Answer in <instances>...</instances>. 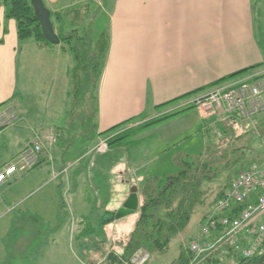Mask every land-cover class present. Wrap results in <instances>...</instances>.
<instances>
[{"label":"crops","instance_id":"crops-1","mask_svg":"<svg viewBox=\"0 0 264 264\" xmlns=\"http://www.w3.org/2000/svg\"><path fill=\"white\" fill-rule=\"evenodd\" d=\"M44 2L54 13L88 4L89 18L92 17L91 23L95 26L91 28L93 41L103 31L108 35L109 51L98 91L99 133L133 117L137 120L120 131L140 129L147 120L161 115L157 113L160 105L177 100L165 112L181 111L190 97L203 92L195 91L247 67L264 66V46L260 40V33L264 34V0ZM58 28L59 24L57 31ZM20 59L24 60L27 72L48 78L47 105L52 96L63 95L66 113L71 108L68 93L72 54L63 43L49 44L35 38L21 40L16 20L6 17L0 0V83L8 75L12 87L9 93L0 87V104L17 93ZM183 112L173 118L181 117ZM201 118L199 127L205 129L210 120L205 119L203 113ZM68 124L65 119L52 125L41 122L27 130L34 135L32 141L39 136L46 148H49L47 136L51 132L57 134V146L51 149L55 162L60 152L59 140L79 132L70 133ZM3 126L17 125L14 121L0 120V134H3ZM103 136L93 142V147ZM32 141L24 144L16 155ZM119 144L122 147V142ZM14 160L15 157L8 162ZM44 161L49 163L46 154L42 156ZM93 166L94 175L102 176L104 159L97 158ZM118 172L125 174L127 169ZM86 250L88 252L83 249L84 254Z\"/></svg>","mask_w":264,"mask_h":264},{"label":"rangeland","instance_id":"rangeland-1","mask_svg":"<svg viewBox=\"0 0 264 264\" xmlns=\"http://www.w3.org/2000/svg\"><path fill=\"white\" fill-rule=\"evenodd\" d=\"M1 6L6 9L3 2ZM100 24L103 25L102 21ZM90 26L95 27L93 23ZM260 40L264 46L262 32ZM47 81L48 78H41L39 73L27 72L24 60L20 59L17 93L0 104V116L10 112L11 120L17 125L1 128L0 164L13 157L18 159L16 154L21 147L32 141L34 135L27 130L28 127L41 122L52 125L70 117V110L64 112L66 103L62 100L63 95L52 96L47 105ZM0 87L8 93L12 91L10 76L6 75L1 80ZM171 103L157 108V113H167L166 108ZM183 113L181 117L172 116L141 129L135 136L120 140L122 147L119 141L113 143L108 154L104 155L94 150L95 143L91 140L87 142L78 134L62 138L55 162L44 161L31 170L18 173L11 181L2 183L4 186L0 184V264H110L105 262V257L112 250L119 249L123 238H127L136 223L139 211L107 225L102 223L103 213L121 208L134 183H142L151 176L165 179L175 173L177 156L200 155L206 150L211 133L199 127L202 111L194 107ZM256 124L257 134L251 139L253 143L246 152L248 158L255 156V159H263L264 112L256 117ZM248 125L245 123L246 127ZM67 130L74 132L70 127ZM237 134H240V130ZM247 139L244 135L243 140ZM244 143L248 144L249 141ZM97 158L104 159V170L100 177L92 171ZM124 169H127V173L118 172ZM233 169L238 171L239 166ZM224 178L225 174L212 183L213 196L225 182ZM60 203L63 205L61 212ZM210 208L207 206L196 212L187 228L172 239L168 252L159 254L152 251L146 264H170L184 249L183 240L202 239L203 218ZM15 212H28V218L22 221V229L32 228L36 231L33 234L39 236L38 241H17L27 252L11 261L15 237L28 234V239L33 235L15 231L7 242L4 240ZM33 214L40 218V223L30 216ZM249 239L247 236L244 238L246 242ZM83 249H88V252L86 250L84 254ZM222 255L225 254H217L212 263L232 264Z\"/></svg>","mask_w":264,"mask_h":264},{"label":"trees","instance_id":"trees-1","mask_svg":"<svg viewBox=\"0 0 264 264\" xmlns=\"http://www.w3.org/2000/svg\"><path fill=\"white\" fill-rule=\"evenodd\" d=\"M1 2L6 5V17L16 20L18 35L21 40L35 38V40L52 44L43 35L41 24L35 15L31 0H1ZM89 13L91 11L88 4L78 5L62 13L52 12L55 28L58 24L60 26L58 34L61 43L67 46L73 56V65L69 71L70 89L68 95L71 108L69 109L68 127L76 132L79 131V136L87 142L89 140L94 142L101 135L115 134L109 139V145H112L118 141V143H121L120 140L126 137L135 136V133L141 129L194 108L191 106L181 111L164 113L147 120L140 129L120 131L123 127L137 120L133 117L99 133L97 122L98 91L109 51V38L107 33L103 31L98 39L95 42L93 41L90 26L92 17L89 18ZM261 44H263L262 40ZM260 67H263V64L247 67L213 82L195 91V93L210 90L225 81L237 79ZM193 94L194 92L191 95ZM170 103L162 104L160 107ZM215 126L221 131V136H215L214 130L212 128L208 129L207 131L211 135L204 153L177 156V170L175 173L169 174L165 179L160 176H151L144 179L142 183H136L140 200L139 217L130 229L127 238H123L119 249L112 250L107 254L105 257L106 263L124 264L123 261L130 260L134 253L141 248L150 253L152 251L159 254L167 253L172 239L187 228L196 212L207 206H212L217 199L225 194L238 172L246 169L251 163L261 160L255 159V156L248 158L249 154L246 152V149L250 150L251 143H253L251 139L257 134V125L250 124L246 127L241 120L228 118L215 121ZM239 130L240 134H237ZM74 135L78 136L77 134ZM244 135L248 138L246 140L249 141L248 144L244 143L246 142L243 140ZM4 164H0V169ZM236 165L239 166L238 171L233 169ZM224 174L225 182L221 184L217 193L213 196L212 183ZM62 209L63 205L60 203L59 212ZM27 213L16 212L11 228L5 236L6 242L15 231L25 234L36 232L32 228L30 230L22 229L24 224L22 221L28 218ZM230 215L233 214L230 213ZM30 216L40 223V218L36 214ZM233 216L238 217V213H234ZM13 235L16 236V234ZM27 235L19 238L15 237L11 261L18 255L23 256L27 252L25 248H22V243H17V241H38L39 235L35 236L33 234L26 239ZM247 244L248 241H241L242 247L247 246ZM224 254L222 257L225 256L236 264H264V240L262 241L261 250L251 257H245L240 250L229 245L226 246V253ZM190 257V254L182 249L179 257L170 264H188ZM212 262H214L213 259L206 264H213ZM10 264L13 263L10 262Z\"/></svg>","mask_w":264,"mask_h":264},{"label":"built area","instance_id":"built-area-1","mask_svg":"<svg viewBox=\"0 0 264 264\" xmlns=\"http://www.w3.org/2000/svg\"><path fill=\"white\" fill-rule=\"evenodd\" d=\"M189 104L199 107L209 118L224 120L233 117L252 122L259 113L264 112V70L223 83L192 98ZM216 132L221 135L220 131ZM47 139L52 144L56 136L51 133ZM107 148V139H104L95 149L105 152ZM42 151V143L35 141L21 154L17 163H10L0 171V184L19 170H28L37 165ZM230 213H238V217ZM201 229L204 234L202 239L184 243L185 250L191 256L188 264H205L217 253H225L227 245L241 250L245 257H251L261 250L264 240V160L254 162L238 173L229 189L205 217ZM245 231L250 236V242L241 248L242 233ZM149 258L147 250L139 249L127 264H146Z\"/></svg>","mask_w":264,"mask_h":264},{"label":"water","instance_id":"water-1","mask_svg":"<svg viewBox=\"0 0 264 264\" xmlns=\"http://www.w3.org/2000/svg\"><path fill=\"white\" fill-rule=\"evenodd\" d=\"M35 15L39 20L44 37L53 44L61 43V38L55 29L51 10L46 6L44 0H31ZM140 207V200L137 187L131 189V193L122 207L118 210H108L103 213L102 223L107 225L118 219L136 212Z\"/></svg>","mask_w":264,"mask_h":264}]
</instances>
